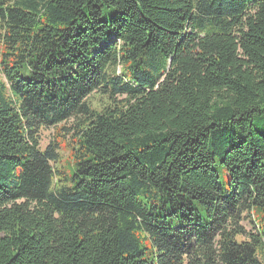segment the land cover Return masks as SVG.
Masks as SVG:
<instances>
[{"label": "trees", "instance_id": "obj_1", "mask_svg": "<svg viewBox=\"0 0 264 264\" xmlns=\"http://www.w3.org/2000/svg\"><path fill=\"white\" fill-rule=\"evenodd\" d=\"M263 130L264 0H0V264H264Z\"/></svg>", "mask_w": 264, "mask_h": 264}, {"label": "rangeland", "instance_id": "obj_2", "mask_svg": "<svg viewBox=\"0 0 264 264\" xmlns=\"http://www.w3.org/2000/svg\"><path fill=\"white\" fill-rule=\"evenodd\" d=\"M105 99L102 98L100 95L98 94H92L87 98V103L90 104L92 107L94 108H100L102 106V104H104ZM71 123H67L66 127H68ZM55 128H51V129H47V130H43L41 132V148L46 147L50 141L54 140V136L56 134L55 132ZM262 133L264 134V130L262 131ZM69 151H66L65 149L62 150V152L60 153L61 155V160H67L69 159ZM222 182L226 183L227 182V178L222 175ZM228 187L227 185H224V189L226 190ZM244 226L251 230L253 232V227L247 223V221L245 220L243 222Z\"/></svg>", "mask_w": 264, "mask_h": 264}]
</instances>
